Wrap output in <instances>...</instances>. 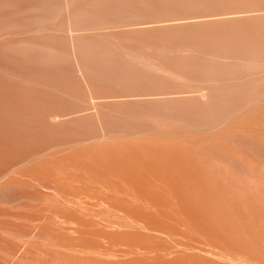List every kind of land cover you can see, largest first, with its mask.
I'll return each mask as SVG.
<instances>
[{
  "label": "bare ground",
  "instance_id": "bare-ground-1",
  "mask_svg": "<svg viewBox=\"0 0 264 264\" xmlns=\"http://www.w3.org/2000/svg\"><path fill=\"white\" fill-rule=\"evenodd\" d=\"M0 264H264V0H0Z\"/></svg>",
  "mask_w": 264,
  "mask_h": 264
}]
</instances>
